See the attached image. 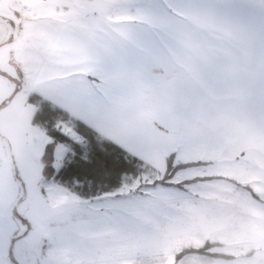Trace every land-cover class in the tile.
Here are the masks:
<instances>
[{
    "label": "crops",
    "instance_id": "1",
    "mask_svg": "<svg viewBox=\"0 0 264 264\" xmlns=\"http://www.w3.org/2000/svg\"><path fill=\"white\" fill-rule=\"evenodd\" d=\"M22 1L0 0V100L7 101L20 73L23 95L12 101L35 94L77 117L70 73L102 63L129 81L128 98L114 112L88 119V128L122 146L150 130L175 157L193 153L192 133L235 136L238 122L251 117L240 112L248 105L264 118V0H124L115 13L102 14L103 6L100 13L48 12ZM165 158L158 146L143 166L164 169ZM257 218L239 225L238 215L215 216L212 227L223 238L238 232L236 244L246 245L251 263L264 264V215L254 224ZM223 238L215 243L234 245Z\"/></svg>",
    "mask_w": 264,
    "mask_h": 264
},
{
    "label": "rangeland",
    "instance_id": "2",
    "mask_svg": "<svg viewBox=\"0 0 264 264\" xmlns=\"http://www.w3.org/2000/svg\"><path fill=\"white\" fill-rule=\"evenodd\" d=\"M23 1H28L29 8L35 10H42L43 4L48 12L70 7L100 13L102 7L99 6H103L102 14L115 13L118 3L124 0ZM16 31L17 28L10 30L9 38ZM35 111L34 104L20 102V99L0 108V202L9 211L22 210L25 206L35 211L47 200L42 214L52 236L50 245L44 242L49 264H252L250 256L244 253L249 250L246 245L236 244L242 241L235 237L238 232L230 234L233 237L223 238L213 230L212 218L238 215L239 225L245 223L244 218L262 220L264 118L259 117V109L248 105L240 110L251 117L247 124L238 122L236 135H229L228 140H213L219 138L213 133H192L191 148L194 145L195 148L188 150L193 153L174 157V160L198 161L200 165L179 170L172 181L165 180L163 187L141 189L135 195L113 202L114 211L109 215L90 214L85 198L44 175L47 160L41 156L46 133L43 127L32 123ZM238 119L241 118L238 116ZM57 123L61 122L57 120ZM65 131L81 139L67 127ZM164 169L151 170L141 165L137 174L124 175L113 190L128 193L136 185L133 176L159 179ZM191 177L198 179L189 180ZM176 180L189 182L177 186ZM140 183H144L143 179ZM21 197L24 204L19 203ZM259 220L253 223H260ZM203 223L209 226L200 227ZM225 223L230 225V222ZM219 237L234 245H217ZM207 243L213 244L207 249L209 253L231 258L198 253L186 254L178 260L174 258L183 248H199ZM239 246L242 247L239 249Z\"/></svg>",
    "mask_w": 264,
    "mask_h": 264
},
{
    "label": "snow or ice",
    "instance_id": "3",
    "mask_svg": "<svg viewBox=\"0 0 264 264\" xmlns=\"http://www.w3.org/2000/svg\"><path fill=\"white\" fill-rule=\"evenodd\" d=\"M12 23L9 21L10 25ZM70 75L75 77L70 82V88L73 107L79 116L70 117L69 113L55 101H41L37 114L46 121L49 129L46 132L41 158L47 160L45 176L67 179L69 182L73 179L81 181L76 187L89 191L85 199L90 214L109 215L114 211L113 202L135 195L141 189H154L157 185L163 187L165 180L172 181L180 169L192 163H199L174 160L176 153L167 151L166 141L155 136L150 130L145 131L142 139L128 141L127 146L103 141L98 144L94 136L82 132L81 128L89 127L86 123L88 119H99L114 112L128 98L129 81L120 74L109 72L102 63L91 67L89 71L72 72ZM22 80L23 75L20 73L13 78L12 94L7 101L0 100V108L10 103L23 89ZM28 99H31V96ZM66 117H69L71 123L65 120ZM57 120L61 123H57ZM65 127L76 136L86 137V140L75 139L65 131ZM158 146L165 150L164 176L159 179L151 176L140 178L133 176L136 185L128 193L110 191L104 187L106 184L120 181L123 175L135 172ZM140 179H143V184L140 183ZM196 179L198 178H189L192 181ZM189 180H176L175 184L180 186ZM40 191L43 193L44 189L41 188ZM19 203H25L23 197ZM46 203L47 200H44L35 211L31 206H25L22 210L17 208L10 211L0 210V264H49L44 242L47 241L50 245L52 236L45 226L42 214ZM195 251L199 253L200 249Z\"/></svg>",
    "mask_w": 264,
    "mask_h": 264
},
{
    "label": "trees",
    "instance_id": "4",
    "mask_svg": "<svg viewBox=\"0 0 264 264\" xmlns=\"http://www.w3.org/2000/svg\"><path fill=\"white\" fill-rule=\"evenodd\" d=\"M30 96H31V99L28 100L30 103H38L39 104L38 110L35 111V113H34V115L32 117V123L35 124V125H40L41 127H43L44 130H45V133H46L49 130L48 127H47V125H46V121H44L43 118L40 115L37 114L38 111H39V109H40V107H41V101H42V99L40 97L36 96L35 94H32ZM45 107L47 108V105ZM34 117H35V119H34ZM65 120H69L71 122V120L69 119V117H66ZM81 131L82 132H87L88 135L94 136L96 138L98 144H100L102 141L103 142L110 143V144H113L110 141H107V140H104V139L100 138L90 128H81ZM80 138L86 140V137H80ZM165 160H166V158H165ZM200 164H201V162H199V163H192L188 167L197 166V165H200ZM140 167H141V165L139 166V168L136 169L135 172L129 173L128 175H135V174H137L140 171L139 170ZM185 168H187V167H185ZM182 169H184V168H182ZM164 171H165V169H164ZM169 174L171 175V169H169ZM163 176H164V173H163ZM122 177H121V179H122ZM50 178H52V177H50ZM121 179L118 182H114L112 184H106V185H104V187L111 191V190H113V189H115V188H117L119 186V184L121 182ZM53 181L54 182H57L59 184H62V185H66L68 188L72 189L73 191H75L78 195H80L83 198H85V197H87L89 195V191L87 189H81V188H77L76 187V185L79 184V183H81V181H76L75 179H73L71 182H69L67 179H61L59 177L53 179ZM212 245L213 244H211V243H207L203 247H199V248H183L177 254H175L174 258H175V260H178V259H180L182 256H184L186 254H189V253H197L195 251L196 249H200V252L198 254H205V255H208V256L214 257V258H223V259H230L231 258L230 256H227L225 254L209 253L207 251V249H209Z\"/></svg>",
    "mask_w": 264,
    "mask_h": 264
}]
</instances>
